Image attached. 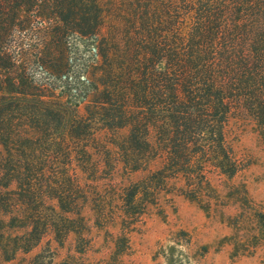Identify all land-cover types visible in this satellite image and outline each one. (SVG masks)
<instances>
[{
  "label": "trees",
  "instance_id": "16d2710c",
  "mask_svg": "<svg viewBox=\"0 0 264 264\" xmlns=\"http://www.w3.org/2000/svg\"><path fill=\"white\" fill-rule=\"evenodd\" d=\"M69 37L90 53L73 81ZM72 85L82 110L60 102ZM233 115L264 138V0H0V257L84 230L72 165L100 136L124 169L162 160L157 181L202 180L207 161L233 178ZM138 195H121L134 223Z\"/></svg>",
  "mask_w": 264,
  "mask_h": 264
},
{
  "label": "rangeland",
  "instance_id": "374dc122",
  "mask_svg": "<svg viewBox=\"0 0 264 264\" xmlns=\"http://www.w3.org/2000/svg\"><path fill=\"white\" fill-rule=\"evenodd\" d=\"M68 39V76L73 81L80 62L90 54L89 44ZM31 75L44 77L40 71ZM71 87L69 97L60 102L82 110L84 103ZM62 90L67 91L58 87L56 94ZM124 135L120 133V140ZM100 138L106 152L90 148L91 163L85 156L72 165L81 184L77 200L84 230L70 234L61 245L47 234L31 252H18L9 262L0 257V264H171L172 259L188 264H264V138L251 118L233 115L226 127L238 170L231 179L207 161L202 180L179 175L157 181L150 176L162 160L148 159L143 170L124 169L122 157L108 145L114 139ZM193 170L199 172L197 167ZM134 186H139L141 203L135 223L125 218L121 207L122 193Z\"/></svg>",
  "mask_w": 264,
  "mask_h": 264
}]
</instances>
